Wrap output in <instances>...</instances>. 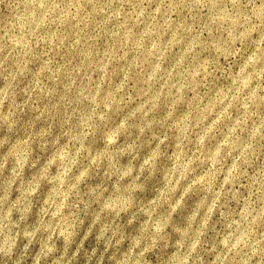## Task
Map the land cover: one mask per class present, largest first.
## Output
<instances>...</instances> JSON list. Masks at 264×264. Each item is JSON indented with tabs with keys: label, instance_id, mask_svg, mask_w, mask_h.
Returning <instances> with one entry per match:
<instances>
[{
	"label": "rangeland",
	"instance_id": "1",
	"mask_svg": "<svg viewBox=\"0 0 264 264\" xmlns=\"http://www.w3.org/2000/svg\"><path fill=\"white\" fill-rule=\"evenodd\" d=\"M0 264H264V0H0Z\"/></svg>",
	"mask_w": 264,
	"mask_h": 264
}]
</instances>
